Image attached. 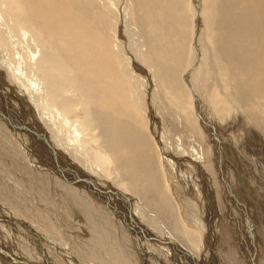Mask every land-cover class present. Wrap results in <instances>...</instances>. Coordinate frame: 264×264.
Returning <instances> with one entry per match:
<instances>
[{"label":"rangeland","instance_id":"rangeland-1","mask_svg":"<svg viewBox=\"0 0 264 264\" xmlns=\"http://www.w3.org/2000/svg\"><path fill=\"white\" fill-rule=\"evenodd\" d=\"M97 1L99 3H97L96 5L100 7L101 9L100 13L101 14L104 13L106 15V19L104 20L105 24L103 26L100 25L101 27H103L102 30L101 28L98 29L96 25H95L96 28L95 26L90 25V27H93L94 29L93 28L87 29L88 32L90 31L89 32L90 37L88 39L89 41L88 44L89 43L90 44H89L88 49L82 45H75V48H77L78 53L81 56L83 55L84 58L82 59V61L84 63L82 61H81L82 63L81 62L79 63L75 60V58L72 57L73 53L71 52V48L72 49L74 48V44L72 46H66L64 47V49L65 48L67 50L69 49L68 50L69 52L68 60L71 63H73V67L67 70L66 69L51 70L52 72L50 71V73H47L48 75L46 74L43 76L48 77V78H51L52 76L53 79L56 78V76H59L61 78L64 75H68V74L71 75L73 68L75 66L78 67L79 76L85 77V79L83 80L84 82L81 81L80 84L84 85L88 83V86L90 89L89 96L91 97L92 95L93 99L95 100L99 99L100 104H103L98 107L99 108L98 110L100 111L102 107L104 106L101 112L103 113L105 112L107 116V120L110 119L112 124L117 123L116 125H119V126L121 124H118V123L125 122L126 124H128V129L134 132L132 134L136 136L135 140H132L129 137H127L128 135H125V137L130 142L128 146L131 147L134 153L135 160L137 161V167L132 168L130 166L131 159L129 158V155L125 154V152L128 150V147L127 146L125 147V145L123 147L121 144H119V146H121L123 149V153L122 154L119 153L114 148V152L116 151L114 156L116 157V162H118V164L116 165L118 168L112 169V168H115V165H114L115 162H112L114 161V158L111 153V143L116 144V140L113 139V141L110 140L109 142L108 140H106L104 142L102 136L98 137V135H100L99 130L94 129L92 126L90 127V125L87 124L88 123L87 110L89 107L81 103H77L76 100H78L77 97H80V94L78 93L76 94L72 92L71 91L72 88L68 89L65 86V84H62L60 88L58 89V91L60 90L59 92L61 96L69 97L68 99H66V102L69 103V106L64 111L60 109L59 111H56L54 108H52L53 105L48 107V104L52 103V101L54 100V96L60 95V94L53 95L52 92L50 91V88H48L45 92V100L47 101V103H43L38 98L37 99L33 98V104L35 108H37V111H39L38 112L39 115L43 116V119L45 120L44 124H41L39 119H38L39 121L38 122L36 120V116H35V119L32 118L31 111L29 110V108H26V109L31 117H29V120L25 119L26 121L24 122L19 118L15 117L12 120L10 118H6L5 116L3 117V115L0 114V131H1L0 136L2 138L4 137L5 139H7L6 142L4 143V147L0 146L1 147L0 149H2L0 150V154L4 156V154L6 155V151L12 150L13 148L19 155L21 156L23 155L22 156L23 158H19L21 161L17 160L18 158L14 157L12 161L15 162L16 164H10L8 163V161L0 157V247H1L0 248V264H4V263L5 264H81L82 254L86 255V260H88L90 257L92 264H101V262H104L102 261L101 256H103L105 252L104 250L105 244L98 243V241L97 243L96 241L88 243L86 238H85L86 243L82 240V238L86 237V233L88 232L87 228L91 226V224H92L94 231L98 230V228L95 225H93V223H90L92 221L89 219V217L88 216L78 217V220L80 221L79 222L75 218L76 216H72L66 208H63L61 205H56L54 202H52L49 199L56 195V190L53 187L55 178L57 180L61 178L60 180L64 181L65 183H68L67 179L69 178L65 177V175L64 176L60 175L59 172L58 174H56L57 172L56 169L53 167V165L50 162H47V160L49 161V159L42 154L43 153L42 150L41 151L38 150L37 152L38 154H40L39 155L40 157L35 152L37 151L36 150L37 147L34 144L35 142H33L31 138H29L31 141L28 139L29 133H30L29 131H31L30 130L31 127L35 128L36 131L39 132V136L45 138L48 141V143L50 141L49 146H52V144L56 143L55 148L56 146L58 147V141H56L57 139L56 134H59L58 135L59 137H61V135L63 136L64 134V136L61 138L66 140L65 142H69V139H72L74 141L73 145L77 141L76 143H78V145L82 148V149L80 148L82 150V154H86V155L79 154V157L80 155L82 156L83 162L81 163L77 162V160L74 157H71L72 156L71 153H73L74 151L67 144L65 145V147H66V150L68 151L67 155L69 157L67 155L62 156V157L60 156L58 159L60 160L61 158L60 161L65 163L67 162L66 158L68 157V159L71 162H73V164L76 163L78 166H80L79 169H81L82 166H84L83 164L85 163L86 159H88L89 160L88 164H86L82 168V170L84 169L83 171H86L88 172V174L90 175L92 174L93 176H96L97 174L96 177H98V175H100L99 173H101L99 177H102V178H97V179L103 180L106 183L109 182L108 183L109 186L115 187L116 190L119 189L118 190L119 195L124 196L125 199H121V198L116 199L112 195H109V197H106L108 196V194L100 195V196L98 194V196H96L97 193L92 188H88V189L86 188L89 192L92 191L91 193H87L88 197L86 196V193H83L82 195L79 194V197L83 198V201L85 205L87 206L88 211L94 210V207L96 208L97 205L100 206L103 210H105V214H104L105 216L102 214L101 215L102 217H104L106 220H108L112 224V226L110 227L104 224V230L108 231L109 233L114 232L115 235L117 236L119 232L121 236L123 235L129 236V233L131 235L134 231H138L139 238L142 237L141 238L142 242L137 240L133 243V249H132V253L134 256L133 263L135 264H174L178 262L180 264L181 263L187 264L185 262L187 258L184 257V255H182V259L180 260L176 259L177 261H175L174 260V258H176L175 254L172 255L174 257L173 258L171 257L170 253H166L167 252L166 249L173 248V247L172 245L170 246L169 244L164 243L165 241L162 238H158V237H161V234H162L161 227H162L165 230V232L168 233V235H170L169 239L171 243L179 244V241H180L183 243L186 249L190 250L191 252L195 251L199 255L197 259H193L192 257H190V259L192 260V262H194V264H231L233 262L230 259H228L227 261H224L222 259L219 260L218 259L219 256L216 255V254H219L218 253L219 249H218L217 243L214 240L215 238L214 233L218 235V227H220L219 223H221V221H224V223L226 224V233H225L226 238L225 239L229 242V247L231 248V251H232V247L236 251L235 254H233V259L234 260L236 259V261L240 260L239 262H241L242 264H264V218H263L264 210H262V208L264 209V153H262L264 152V145L263 144L261 145L257 140L249 139L245 131H243L242 127L240 128L242 130L238 129L239 128L238 124H241L240 122L243 120L244 113L242 110L240 111L239 109H237V111L239 110L238 113L234 112V110H236L233 107L234 101L229 104L226 99V96H228L227 91L229 92L227 88L226 89L224 88L223 94H222L219 92V90H217L216 88H213V84H212L211 86L212 90H210L209 93H206V90L204 91L199 90L201 87L200 82H193V83H191L190 81L183 82L184 80H186L184 78L185 76L186 78L189 77V71L192 67L193 69L191 70V72L194 75L195 81H198L197 74H199V67L201 66V63L204 60V56L207 53L206 49H209L210 54L212 53L214 55L215 65L218 66L217 76L220 77L222 80L226 79V74L228 75L230 69L228 67L227 68L223 67V62H224L223 60H222V66H219L221 65V63L218 64L217 62V57L218 56L220 57V52H223V51L219 50L220 48L218 44L216 43V40H213L215 36V29L211 28L213 26H209L207 27L206 31L199 36L200 38L199 46H201L199 47L201 49V50L199 49L201 60L199 61L200 63L199 62L197 64L195 63L192 65V67H190L188 66V60L192 56L193 45L195 41L197 40L196 39L197 38L196 29L198 28V25H199L198 17L191 16L192 10L190 8V0H187L188 5L187 4L185 5V3L183 4L181 3L182 8L181 9L178 8L177 13H176V15L180 18L182 15L187 17L188 31L187 33H185V36L181 37L183 40V47H179V46L177 47L176 43L174 42V39L172 37L170 38V36H169L168 42H166V39L161 40L162 36L164 37V34H162V32L164 31L165 28H162L161 29L162 32H159L160 34L159 40L161 41L156 43V39L152 37L147 42V38L144 32L147 30L148 32L152 33V28L147 23H145V25L142 26V30H140V27L135 20V12L133 11V7H132V10L130 11V4L128 3L130 0H125V4H128V8L125 11L128 13L129 18L125 20L126 23L121 25L123 28H125V30L122 32L119 31L120 42L122 44L121 50L123 51L122 55L121 54L119 55V50L115 48V44L113 42L116 30H115V26H113L115 25V22L110 16L112 0H97ZM105 2L106 3L109 2V5H105L106 7L104 6ZM62 3H63V0H60V1L59 0H8V1L0 0V22L6 30L10 31L11 28L14 30V33L12 35L13 39L26 42L29 48L35 45L39 49H45L46 47H47L46 49H48L49 47H53V45L49 43L48 41H51L52 43H54V37H56V34L53 33L51 35L50 32L51 31L60 32L61 30L60 27L58 28V26L56 25L54 26L52 21L59 22L58 20L60 19V17L58 16V14L62 15L59 12V7L64 8ZM34 8L37 10L38 15L35 13ZM66 8L69 11V7L66 6ZM27 9L32 10L34 12L32 14L35 15L32 17V14H31V17H30L31 24L28 23L29 21H27L28 19L25 17L26 16L25 10ZM152 14L154 15V12ZM18 16L22 17L21 21H18ZM72 16L75 17L74 14ZM62 17H63L62 19L64 20L63 15ZM73 17L71 18L72 20H74ZM54 18H56V20H54ZM62 22L64 26H68L66 20ZM74 23H75L74 25H76V21H74ZM74 25H73V29H75ZM131 25L132 26L134 25L137 28V31L139 33L138 32L137 34H134L133 32L130 33ZM166 27L168 28V26ZM128 29H129V32L127 31ZM64 31L66 32L67 30L64 29ZM78 31L79 32L77 35L75 33H73V35L77 39L83 40L84 34H81V27L78 28ZM23 32L26 35L25 38L22 37ZM102 32L103 33L105 32V33L103 34ZM130 34L132 36H130ZM138 35L142 38H139ZM95 36L97 37L95 38ZM109 36L111 40H109L110 39ZM134 37L136 39H134ZM60 43L62 42H58V45ZM142 44L143 45L145 44V45L141 47ZM95 45H97V47ZM14 46H17V50L5 48L4 43L0 41V67L6 70L5 76L7 77V79L4 80L5 82L3 84L5 87H7V85H10V87L13 89H16V87L18 88L19 86V88L23 90L24 89L23 85L25 86L30 85L32 82L31 80H34L35 76H34V73L31 74L30 71L27 70V68H25V64L27 63H28L27 65L30 64L29 62L30 56L26 54L22 50L21 46H19L16 42H14ZM143 48H145V50ZM263 48H264V45H263ZM263 48L261 50L260 49L257 50L263 67L261 68V66L259 65V68L255 69L253 66L251 68V71L249 72V78L253 82L251 83V85L259 86V94L257 95L261 99L264 98V82L260 83L259 81L262 77H264L263 76L264 75V49ZM175 49L177 50L175 51ZM10 50L12 51V54L11 52L10 53L7 52ZM87 50L90 52H88ZM116 52L117 54H115ZM123 56L125 57V59L122 58ZM137 56L139 57L141 56V62L143 66L138 64L139 62L136 59ZM98 58H101V59H98ZM126 59H129V61L133 62V65H135V68L131 65L130 66H128L127 64L125 65ZM36 60L37 59H33V62H35ZM9 62L13 63L12 64L13 66L10 67ZM85 62H87L86 63L87 65L85 64ZM104 62L108 63V65H106ZM151 62L155 65L156 67L155 70L150 67ZM97 63L98 65L95 66V64ZM166 63H168L169 65L171 64L172 66V68L169 66V70H166L167 72L164 71V67H163V64H166ZM257 64H258V61H257ZM17 66H22V67H19L17 69V72L13 73V70H15L14 67H17ZM36 67L38 68V71H37L38 75L41 76L42 71H41L39 64H36ZM103 67L105 70H103ZM201 68L202 67H200V69ZM135 69H137L138 71H136ZM142 69L146 70L147 72L150 70L149 76L152 78V80L156 81L155 83L153 81L154 86H152L153 84L152 82H150L149 76L146 73H144ZM110 70L113 71V74L110 73ZM82 72L84 74H82ZM141 73H142L143 78L141 77ZM133 74L134 76L137 75L140 77L139 79L140 81H138L137 83L140 85L139 90L142 94L141 95L142 99L143 100L146 99V109L148 106L149 116L146 113L141 112L135 104H132L134 109L129 108L126 104L123 105L122 104L124 102L123 96L122 98L119 99L118 102H110L108 99V96L110 97L114 95L113 94L114 92L110 91V88H114V89L120 88V87L127 88L128 86L132 88L133 84L131 83L130 76H132ZM161 74H164L162 81L159 79V76ZM232 74L234 75L233 72ZM180 76L182 78H180ZM108 77L110 80L108 79ZM176 80L178 81V83L181 82L183 87L180 89V87L177 85L176 87L178 91L175 90L173 87V96H175L173 98H175L176 101L174 99L173 103L171 102L168 103L166 100H164V98H166V96L168 95V93L165 92L164 89H167L169 87L168 85H166V81H169L170 83H177ZM74 82H66V83L69 85L77 84L76 82L75 83ZM210 82L212 83L213 81H210ZM188 84H190L191 87L194 84L196 85V87L194 88L193 86L191 88L188 86ZM35 86L37 87L38 85H35ZM150 90L157 91L158 98H159V101L156 102V105H158V110H157L158 115L156 114L157 116H155L154 111L152 110L153 118H151V114L149 113L150 112L149 104L151 100L153 99V97H151L152 96L151 92H150L151 96H149L148 92ZM36 92H39V90H36ZM144 94L146 98L144 97ZM98 96L100 98H98ZM147 99L148 100L150 99L148 101V104H147ZM257 100L258 98H255L254 101H257ZM119 102H120L119 105H113ZM9 104L10 103L7 101L6 106H9V110L12 113H14L13 112L14 106L12 104L11 105ZM156 105L155 107H157ZM183 107L185 111L183 110ZM42 108L45 110H43ZM125 108H126V111H125ZM53 109L56 111L57 114L51 112L53 111ZM170 109H173V110L171 111ZM127 111H129L130 113ZM261 112H262V109L260 110V114ZM55 116H59V117L56 118ZM184 117H185L184 122L182 121L180 123L181 125H178L177 122H180V120ZM159 118L162 120L163 123L159 122L158 120ZM8 119L12 121L10 122ZM46 119H49V120H46ZM52 119L54 120L52 121ZM76 120L77 122H75ZM153 120L156 121L154 123L155 125L157 123V126L154 125ZM192 120L194 122L196 121L195 123L197 127L200 129L201 134L193 129H190V127H188L187 123H189V121H192ZM149 121H151L152 123ZM64 122L67 124H65ZM84 122L86 124H84ZM37 123L39 124V127ZM71 123L73 124L71 125ZM262 124L264 126V122ZM53 125H55V127ZM66 125L67 126L69 125V127H67ZM20 126H21L22 134L24 135V137H22V139H19V138L16 139V137L14 138L13 131L16 127L20 128ZM28 126H31V127H28ZM43 126L45 128H43ZM74 127L75 128L78 127L79 129L76 128L74 130ZM86 127L87 129H85ZM158 127H159L160 133H162V135L165 136V138L164 137L162 138V142H161L162 147L159 145L158 142H156L157 140L153 138L155 136L154 134H152L156 132L154 129H158ZM161 127L163 128L161 129ZM228 127H230L231 129H227ZM65 128L66 129L69 128L68 130L69 132L66 131ZM81 129L82 131L80 133L79 131ZM121 129H123V124L121 125ZM61 130L62 131L65 130L66 132L64 131L62 133ZM49 131L51 133L53 132L52 135H54L55 137L50 135L51 133ZM43 134L44 136H42ZM73 135L76 136V138H73L74 137ZM77 135L80 137L82 135V138L78 137L80 139L79 140L77 138ZM53 139H55V141L51 143ZM164 140L166 141V143ZM79 141L81 142L79 143ZM108 143H110L109 144L110 146L108 145ZM99 144H102L103 146ZM165 144H169V145H165ZM234 144H237V145H234ZM168 146L169 147L171 146V147L169 148ZM30 147L33 149H31ZM144 147H147L149 149L148 153L154 162V167L151 165L150 171L145 169V161H144L143 153H146V150ZM27 150L28 151L30 150V151L28 152ZM58 152L59 151L56 150V153L60 154V152L59 153ZM169 152L173 153V155ZM174 153L177 154V157L176 155H174ZM34 155L36 156V158H34L35 157ZM240 155L243 157H241ZM84 156L87 158H85ZM120 159L123 160L124 162H122ZM189 159H191L192 161L191 160L189 161ZM21 162H23L24 164H21ZM163 163H165V165ZM171 163H173L174 165H172ZM192 163L193 165H195V167L197 166L196 170H193ZM10 165L11 166L18 165L20 172L14 169L11 171V169L8 167ZM86 166H89L90 168ZM44 167H46L47 169H45ZM100 168L101 170H103L102 172ZM166 168L168 169L169 176H167L166 174ZM43 170L45 171V173H43L44 172ZM157 170L158 172H156ZM118 171L125 172L124 179L131 185V188L134 191L133 194H130V193L126 194V192L123 191L119 187V185H117L119 179L122 178V174H120V172ZM34 173H36L37 175L39 174L38 176L42 175L41 178L43 177L42 178L43 182L46 184V181H47V184H50L48 185L49 187L44 184L45 185L44 193L40 189L36 191L35 188H32V187H35L36 184L39 183L41 180V178H38V177L35 179ZM204 173H206L205 177L202 175ZM120 175L121 177H119ZM172 175L174 176V178ZM104 177L106 180L104 179ZM107 179L109 181H107ZM212 179L215 180V182L214 181L213 182L214 184H216V185H213L214 190L212 191L209 186V188L208 187L205 188V191H204V188H203L204 181H205V187H206V183L212 182ZM72 180L73 181L69 183L71 184V186H73L74 184L73 187L77 185L81 189H85V184L77 181L76 179H72ZM19 181L22 182V187ZM92 181L94 182L95 187L102 188L101 187L102 183L91 179V182ZM29 185H31V188L28 187ZM253 190H255L257 193L255 194ZM194 192L198 193L199 199L194 196ZM78 193H80V191L76 192L75 195L78 196ZM59 199L60 198L57 197L56 199L57 203H59ZM103 199H105V203L108 200L109 205L108 203L104 204V201H102ZM160 199H162L163 203L161 202ZM153 201L156 202V204L158 203L157 204L158 207L160 204H170V208H172V212H174L178 217L180 216L179 217L180 223H183V221L190 222L189 216H192V218L194 219V216L197 215L196 219L200 223V226H201L200 228L202 230V235L200 233L197 234L199 244L197 243L196 245H194L193 243H191V241L188 240L184 235L182 236V234L179 231H177L174 226L172 227V225L170 224L164 225V222L162 221V219L159 216L158 217L156 216L157 214L154 212L153 208L150 206L151 205L150 203ZM255 201H257L258 204L257 205L254 204L255 205L254 206L253 203ZM91 206L92 208H90ZM257 207H260L258 209L262 210V217L257 212L256 210ZM35 211H38V213L40 214H38L37 212L35 213ZM56 213L58 214V216H56L57 215ZM97 213L98 211H96V213L92 216V220L94 219L93 221L95 222L101 221V219L96 216ZM147 213H150L154 217L155 221L151 217H149ZM37 215H40L42 217L44 216V218H42V220L36 219ZM45 216L47 217V219ZM61 218H63V220ZM87 219L90 222L87 221ZM128 220H129V224H128ZM211 221L212 222L215 221L216 224H218V226L214 225L216 230H214ZM149 222H150V225L148 224ZM129 228L131 229L128 230ZM38 230L41 232H39ZM148 233H153V235L152 234L149 235ZM140 234L142 236H140ZM41 237L44 239H42ZM74 242L77 244H75ZM142 243L146 246V247L144 246L143 249L141 248L143 246ZM156 243H160V245L164 244V247H158ZM123 244L127 245V242L118 244V245H123ZM45 246L47 248H45ZM127 249H130L131 251V248H129V246L127 247ZM190 251H189V254H191ZM77 253L80 255V258ZM72 256L74 257L72 258ZM223 258L225 259L226 255H223ZM106 261H107L106 263L108 264H115L114 259L109 258ZM187 261H190V260L188 259Z\"/></svg>","mask_w":264,"mask_h":264},{"label":"bare ground","instance_id":"bare-ground-1","mask_svg":"<svg viewBox=\"0 0 264 264\" xmlns=\"http://www.w3.org/2000/svg\"><path fill=\"white\" fill-rule=\"evenodd\" d=\"M8 1V0H7ZM60 1V0H59ZM124 5H123V3ZM38 3V2H37ZM41 3V2H40ZM97 3H99L97 0H63V3L62 5L64 6V8H60L59 7V12L60 14H62L64 16V20L67 21V24L68 26H64L63 22L64 21L62 18V15H59L58 16L60 17V19L58 20L59 22H55V21H52L53 22V25L55 26H58V28L60 27L61 30L60 32L58 31H51L50 34L52 35L53 33L56 34V37H54V43H52L51 41H48L49 43H51L53 45V47H49L48 49H39L38 47H36L35 45H33L31 48H29L28 44L24 41H18L16 39H13L12 38V35L14 33V30L11 28L10 31L6 30L3 25L1 24L0 22V41H2L4 43V47L5 48H8V49H14V50H17V46H14V42H16L19 46H21L22 50L28 54L30 57H29V62L30 64L27 65L25 64V68H27V70L30 71L31 74L34 73V80H31V84L30 85H23L24 86V89L21 90V88H18L16 87V89H13L10 87V85H7V87L4 86V80L7 79V77L5 76V72L6 70L3 68L0 67V114L3 115V117L5 116L6 118H10V119H14L15 117L16 118H19L21 119L23 122L26 121V120H29V117L32 116L33 119H35V116H36V120L40 121L41 124H44V119H43V116L39 115V111H37V108H35L34 104H33V98H38L40 101H42L43 103H47V101L45 100V92L48 88H50V91L52 92V94H60V90L58 91V89L60 88V86L62 84H65V86L69 89V88H72L71 91L74 92V93H78L80 94V97H77L78 100H76L77 103H81L88 108L87 110V120H88V125H90V127L92 126L94 129H98L99 130V133L100 135H98V137L102 136L103 137V141L105 142L106 140H108V142L110 140L113 141V139L116 140V144H112L111 143V153H112V156L114 158V161L112 162H115V168H112V169H117L118 167L116 166L118 164V162H116V157L114 156V154L116 153V151L114 152V148L119 152V153H123V149L121 146H119V144H121L123 147L125 145V147L127 146L128 147V150L125 152L126 155H129V158L131 159V163H130V166L132 168L134 167H137V161L135 160V156H134V153L131 149V147L128 146V144L130 143L127 138L125 137V135H128L127 137H129L130 139L132 140H135L136 139V136L133 135L132 133H134L133 131L129 130L128 129V124H126L125 122L124 123H118V124H123V129H121V125H116V124H112L110 119L107 120V116L105 114V112H101V110L104 108V106L102 107V109L99 111L98 107L103 105V104H100V100L97 99H93L92 98V95L91 97L89 96L90 95V89H89V86H88V83L84 84V85H81L80 82L83 81L85 79V77H80L79 76V73H78V67H74L73 68V71L71 72L72 74L71 75H64L62 76L61 78L59 76H56V78H48V77H45L43 75H46L47 73H50L51 70H58V69H69L71 67H73V63H71L68 59V56H69V52L68 50L64 47L66 46H72L74 44V50L71 48V52L73 53L72 54V57L75 58V60L77 62H81L82 59L84 58L83 55L81 56L79 53H78V50L77 48H75V45H82V46H85L87 49L89 47V44H88V39H89V32L87 31V29H90V28H93V27H90L91 26H97L98 29L101 28V30L103 29V27H101L100 25H104L105 24V19H106V15L104 13H100L101 12V9L98 5H96ZM130 4V11L132 10V7H133V11L135 12V20L136 22L138 23L139 27H140V30H142V26L145 25V23H147L151 28H152V33L148 32L147 30L144 32L146 38H147V42L150 38L154 37L156 39V43L163 40V39H166V42H168V39H169V36L170 38L172 37L174 39V42L176 43V46L178 47H183V40H182V36H185V33H187L188 31V23H187V17H185L184 15L180 17H178L176 15L177 13V10L178 8L181 9V3H185V5L187 4V0H130L128 2ZM39 4V3H38ZM58 4V3H57ZM41 5V4H40ZM101 5V4H100ZM105 5H109V2L108 3H104V6ZM188 5V4H187ZM27 6V5H26ZM66 6L69 7V11L68 9L66 8ZM29 7V6H28ZM102 7V6H101ZM106 7V6H105ZM189 7V6H188ZM128 8V4H125V0H112V3H111V13H110V16L112 17V19L114 20L115 22V37H114V44H115V48L119 50V55L121 54L122 55V50H121V42H120V34H119V31L122 32L125 30V28H123L121 25L126 23L125 20H127L129 18L128 16V13L125 11L126 9ZM190 8L192 10V13H191V16L193 17H198V20H199V25H198V28L196 29V41L193 45V52H192V56L191 58L188 60V66L192 67L193 64H197L200 60H201V56H200V48L201 46H199V41H200V38L199 36L204 33L207 29V27L209 26H213L211 28H214L215 29V36L213 38V40H216V43L218 44L219 46V50H222L223 52H220V57L218 56L217 57V62L218 64L221 63V65L219 66H222V60L224 61L223 62V67H228L233 73L234 75L232 74V72L229 70V73L228 75L226 74V79L222 80L220 77L217 76V69H218V66L215 65V62H214V55L210 52H209V49H206V54L204 56V60L203 62L201 63V66L202 67L200 69L199 67V74H197V80L198 81H195V78H194V75L192 74L191 70L193 69V67L190 69L189 71V77L186 78V76L184 77L186 80H184L183 82H187V81H190L191 83L193 82H200L201 83V87L199 90H206V93H209L210 90H212V84H213V88H216L217 90H219L220 93L223 94V90L224 88L228 89L229 92L227 91L228 93V96H226V99L228 101V103L230 104L231 102H233V107L236 109L234 110L235 113H238V111L242 110L243 111V120L240 122L241 124H238L239 125V128L240 129L242 127L243 131H245L246 135L248 136L249 139H253V140H257L261 145L263 144L264 145V126H263V122H264V98H260L257 94H259V86H253L251 85V83H253L251 81V79L249 78V72L251 71V68L254 66L255 69H258L259 68V65L261 66V68L263 67L262 66V62H261V59L259 57V54L257 52V50H261L263 48V45H264V0H190ZM35 9V8H34ZM8 10V9H7ZM63 10V12H62ZM26 12V18L28 19L27 21H29L28 23H30L31 21V14L34 13L32 10H25ZM154 12V15L152 14ZM35 13L38 15V12L37 10L35 9ZM74 14L75 17H73L72 15ZM36 15V16H37ZM35 16L32 14V17ZM49 17V16H48ZM74 18V20H72L71 18ZM37 18V17H36ZM22 20V17L21 16H18V21H21ZM54 20H56V18H54ZM62 20V21H61ZM74 21H76V25H74ZM210 21V22H209ZM33 22V21H32ZM112 23V22H111ZM193 23V22H192ZM31 24V23H30ZM113 24V23H112ZM132 24V23H131ZM73 25H74V28L73 29ZM130 25V24H129ZM196 25V23H195ZM95 26V28H96ZM128 26V25H127ZM168 26V28L166 27ZM202 26V27H201ZM81 27V34H84V38L83 40H80V39H77L73 33H75L76 35L78 34V28ZM123 28V29H122ZM127 28V27H126ZM162 28H165L164 31L162 32ZM67 30L66 32L64 31ZM94 29V28H93ZM98 31V30H97ZM106 31V30H105ZM108 31V30H107ZM129 32V29L127 30ZM193 31V30H191ZM101 32V31H100ZM133 32L134 34H137V28L133 25H131V31L130 33ZM159 32H162V34H164V37L162 36V39L159 40ZM96 33V31H95ZM103 33V32H102ZM105 33V32H104ZM103 33V34H104ZM112 33V32H111ZM139 33V32H138ZM80 34V36H81ZM99 34V33H98ZM97 35V34H96ZM102 35V34H101ZM142 35V34H141ZM25 34L24 32L22 33V37L25 38ZM93 36V35H92ZM98 36V35H97ZM95 36V38L97 37ZM112 36V35H111ZM130 36H132L130 34ZM139 36V35H138ZM137 36V38H138ZM53 37V36H52ZM104 37V36H103ZM102 37V38H103ZM136 37V36H135ZM134 37V39H136ZM110 38V36H109ZM139 38H142L139 36ZM105 39V38H104ZM133 39V40H134ZM111 40V38L109 39ZM113 40V39H112ZM145 40V39H144ZM58 42H62L58 45ZM95 42V41H94ZM93 42V43H94ZM99 42V41H98ZM105 42V41H104ZM109 42V41H108ZM137 42V41H136ZM143 42V40H142ZM151 42V41H150ZM155 42V41H154ZM173 42V41H172ZM92 43V44H93ZM65 44V45H64ZM88 44V45H87ZM212 44V43H211ZM106 45V44H105ZM145 45V44H144ZM143 44L141 45L144 46ZM153 45V44H152ZM97 47V45H95ZM104 46V45H103ZM130 46V45H129ZM110 47V46H109ZM147 47V45H146ZM145 47V48H146ZM145 48H143L145 50ZM206 48V47H205ZM218 48V47H217ZM101 49V48H100ZM125 49V48H124ZM135 49V48H134ZM140 49V48H139ZM200 49V50H199ZM212 49V48H211ZM264 49V48H263ZM113 50V49H112ZM162 50V49H161ZM177 49H175L176 51ZM180 50V49H179ZM198 50V51H197ZM88 51V50H87ZM114 51V50H113ZM112 51V52H113ZM156 51V50H155ZM213 51V50H212ZM4 52V51H3ZM8 53L11 52L12 54V51H7ZM90 52V51H88ZM86 53V52H85ZM101 53V51H100ZM104 53V52H103ZM102 53V54H103ZM128 53V52H127ZM162 53V52H161ZM176 53V52H175ZM205 53V51H204ZM89 54V53H88ZM117 54V52L115 53ZM129 54V53H128ZM159 54V53H157ZM85 55V54H84ZM107 56V55H106ZM165 56V55H164ZM99 57V56H98ZM132 57V56H131ZM155 57V56H154ZM178 57V55H177ZM262 57V56H261ZM108 58V57H107ZM123 59H125V57L123 56L122 57ZM33 59H37L35 62H33ZM98 59H101V58H98ZM114 59V58H113ZM138 60V64L142 65V62H141V56H137L136 58ZM219 59V60H218ZM257 59V60H256ZM13 60V59H12ZM116 60V59H115ZM134 60V59H133ZM9 61V60H8ZM87 61V60H85ZM114 61V60H113ZM117 61V60H116ZM178 61V60H177ZM220 61V62H219ZM257 61H258V64H257ZM19 62V61H18ZM83 62V61H82ZM81 62V63H82ZM76 63V62H75ZM78 63V64H79ZM84 63V62H83ZM87 62H85L86 64ZM105 63V62H104ZM111 63V62H110ZM200 63V62H199ZM13 63H10L9 62V66H13L12 65ZM36 64H39L40 68H41V71H42V75L39 76L38 75V68L36 67ZM106 65H108V63H105ZM128 65V66H133L135 68V65H133V62L129 61V59H126V63L125 65ZM81 65V64H80ZM87 65V64H86ZM94 65V64H93ZM98 65L95 64V66ZM111 65V64H110ZM119 65V64H118ZM200 65V64H199ZM198 65V66H199ZM8 66V67H9ZM92 66V65H91ZM160 66V64H159ZM169 66L172 68L171 64L169 65L168 63L166 64H163V67H164V71L166 70H169ZM19 67H22V66H17V67H14L15 70H13V73L14 72H17V69ZM111 67V66H110ZM139 67V66H138ZM152 69H156L155 65L151 62V66H150ZM81 68V67H80ZM95 68V67H94ZM131 68V67H130ZM129 68V69H130ZM12 69V68H11ZM93 69V68H92ZM121 69V68H120ZM124 69V68H123ZM161 69V68H160ZM159 69V71H160ZM103 70L104 67H103ZM128 70V69H127ZM136 71H138L137 69H135ZM134 70V71H135ZM180 70V69H178ZM187 70V69H186ZM85 71V69H84ZM95 71V70H94ZM131 71V70H130ZM142 71L144 73H146L148 76L150 74V70L147 72L146 70L142 69ZM163 71V69H162ZM256 71V70H255ZM52 72V71H51ZM109 72V71H107ZM124 72V71H123ZM167 72V71H166ZM226 72V71H225ZM110 73L113 74V71L110 70ZM152 73V72H151ZM258 73V71H257ZM40 74V73H39ZM66 74V73H65ZM82 74H84L82 72ZM88 74V73H86ZM96 74V73H95ZM132 74V73H131ZM130 74V75H131ZM48 75V74H47ZM104 75V74H103ZM110 75V74H108ZM163 75L164 74H161L159 76V79L162 81L163 79ZM253 75V74H252ZM155 76V75H153ZM152 76V77H153ZM257 76V75H255ZM264 76V75H263ZM107 77V76H106ZM105 77V79H106ZM141 77H142V73H141ZM3 80H2V79ZM131 78V83L133 84L132 88L130 86H128L127 88H110V91L114 92L112 96H108V99L110 102H118L120 98H122V96L124 97L123 102L122 104L123 105H127L129 108L131 109H134L132 104H135L139 110L141 112H144L148 115V106H147V109H146V99L143 100L142 97H141V92L139 90L140 88V85L137 83L138 81H140V77L135 75L134 74L132 76H130ZM143 78V77H142ZM141 78V79H142ZM150 78V82H152V86H154V83L156 81L152 80V78L149 76ZM180 78H182L180 76ZM91 79V78H90ZM89 79V80H90ZM94 79V78H93ZM109 79V77H108ZM171 79V78H170ZM169 79V80H170ZM57 80V81H56ZM100 80V79H99ZM110 80V79H109ZM129 80V79H128ZM156 80V79H155ZM181 80V79H180ZM194 80V81H193ZM56 81V82H55ZM76 82L77 84H67L66 82ZM154 81V83H153ZM177 81V80H176ZM210 81H213L212 83ZM260 83L264 82V77H262L260 80ZM74 82V83H75ZM84 82V81H83ZM146 82V81H145ZM38 85L37 87L34 85ZM166 85H168L169 87L167 89H164L165 92L168 93V95L166 96V98H164V100H166L168 103H173L174 99L173 97V87L175 90L178 91L177 89V85L180 87V89L183 87L182 83H170L169 81H166ZM165 85V86H166ZM116 86V85H114ZM171 86V87H170ZM189 87H191L190 84H188ZM194 88L196 87V85H194ZM192 86V87H193ZM199 86V85H198ZM261 86V85H260ZM74 87V88H73ZM151 87V86H150ZM187 87V86H186ZM191 87V88H192ZM105 88V87H104ZM149 88V87H148ZM162 88V87H161ZM165 88V87H164ZM205 88V89H204ZM108 89V87H107ZM156 89V88H154ZM262 89V88H261ZM36 90H39V92H36ZM149 90V89H148ZM163 90V89H162ZM186 90V89H185ZM214 90V89H213ZM93 91V90H92ZM99 91V90H98ZM97 91V92H98ZM59 92V93H57ZM62 92V91H61ZM65 92V91H64ZM150 92H151V95H150ZM186 92V91H185ZM35 93V94H34ZM71 93V92H70ZM94 93V92H93ZM91 93V94H93ZM104 93V92H103ZM149 96L153 97V99L151 100L150 102V114H151V118H153V114H152V110L154 111V115L157 116L158 115V105H156V102L159 101V98H158V94H157V91L155 90H150L149 92ZM184 93V92H183ZM226 93V94H227ZM69 94V93H68ZM95 94V93H94ZM100 94V93H99ZM160 94V93H159ZM50 95V94H49ZM66 95V94H64ZM162 95V94H161ZM94 96V95H93ZM144 97H145V94H144ZM69 97L68 96H61L60 95H55L54 96V100L52 101V103H49L48 104V107L49 106H52V108H54L56 111H59L60 110H65L68 106H69V103L66 102V99H68ZM98 98H100L98 96ZM102 98V96H101ZM146 98V97H145ZM255 98H258L257 101H254ZM231 99V101H230ZM52 100V99H51ZM73 100V99H72ZM95 100V101H94ZM122 100V99H121ZM150 100V99H149ZM147 99V104H148V101ZM7 101L10 103L9 105H13L14 108H13V112L12 113L10 110H9V106H6L7 105ZM75 101V99H74ZM73 101V102H74ZM176 101V99H175ZM178 101V100H177ZM250 101V102H249ZM39 102V101H38ZM57 102V103H56ZM249 102V103H248ZM177 103V102H176ZM179 103V102H178ZM73 104V103H71ZM119 103L117 104H113V105H119ZM76 105V104H75ZM155 105L157 107H155ZM161 105V104H160ZM164 105V104H163ZM173 105V104H172ZM177 105V104H176ZM122 106V105H121ZM43 107V106H42ZM123 107V106H122ZM170 107V106H169ZM178 107V106H177ZM220 107V106H219ZM26 108H29V110L31 111V116L29 115L28 111ZM180 108V107H179ZM43 109V108H42ZM53 109V111H51L52 113H56V111ZM237 109H239L237 111ZM262 109V112L260 114V110ZM45 110V109H43ZM120 110V109H119ZM171 111L173 109H170ZM179 110V109H177ZM183 110H184V107H183ZM230 110V108H229ZM112 111V110H111ZM114 111V110H113ZM125 111H126V108H125ZM181 111V110H180ZM185 111V110H184ZM108 112V111H107ZM118 112V111H117ZM129 112V111H127ZM175 112V111H173ZM60 113V112H58ZM82 113V112H81ZM119 113V112H118ZM122 113V112H121ZM130 113V112H129ZM172 113V112H171ZM57 114V113H56ZM74 114V113H73ZM83 114V113H82ZM117 114V113H116ZM120 114V113H119ZM157 114V115H156ZM178 114V113H177ZM190 114V113H189ZM38 115V116H37ZM111 115V114H110ZM53 116V115H52ZM68 116V114H67ZM66 116V117H67ZM128 116V115H127ZM131 116V115H130ZM149 116V115H148ZM147 116V117H148ZM170 116V114H169ZM40 117V118H39ZM56 118L59 117V116H55ZM190 117V115H189ZM69 118V117H68ZM125 118V117H124ZM150 118V117H149ZM150 118V119H151ZM18 119V120H19ZM26 119V120H25ZM51 119V118H49ZM49 119H46V120H49ZM55 119V118H54ZM52 119V121L54 120ZM60 119V118H59ZM63 119V118H62ZM73 119V118H72ZM131 119V118H130ZM129 119V120H130ZM9 120V119H8ZM11 120V121H12ZM32 120V119H31ZM159 122L163 123L162 120L159 118L158 119ZM185 120V117L182 118L180 120V122H176L178 123V125H181L180 123L183 121L184 122ZM10 121V120H9ZM10 121V122H11ZM38 121V122H39ZM58 121V120H57ZM56 121V122H57ZM81 121V120H80ZM36 122V121H34ZM61 122V121H60ZM77 122V120L75 121ZM113 122V121H112ZM147 122V121H146ZM151 122V121H149ZM156 122L153 120V123ZM196 122V121H195ZM193 120L192 121H189V123H187L188 127H190V129H193L197 132H199L201 134V131L200 129L197 127L196 123H195ZM2 123V122H1ZM19 123V122H18ZM22 123V122H21ZM52 123V122H51ZM65 123V122H64ZM69 123V121H68ZM80 123V122H79ZM78 123V124H79ZM137 123V122H136ZM152 123V122H151ZM160 123V124H161ZM186 123V122H185ZM9 124V123H8ZM16 124V123H15ZM35 124V123H34ZM38 124V123H37ZM54 124V123H53ZM67 124V123H65ZM64 124V125H65ZM73 123H71L72 125ZM75 124V123H74ZM84 124H86L84 122ZM3 125V124H2ZM22 125V124H21ZM56 125V123H55ZM55 125H53L55 127ZM61 125V124H59ZM63 125V124H62ZM70 125V126H71ZM81 125V124H80ZM153 125V124H152ZM155 125V123H154ZM8 126V125H7ZM18 126V125H17ZM27 126V125H26ZM48 126V125H47ZM58 126V125H57ZM67 126V125H66ZM77 126V125H76ZM86 126V125H85ZM157 126V123L156 125ZM163 126V125H162ZM166 126V125H164ZM185 126V125H184ZM237 126V125H235ZM13 127V126H11ZM10 127V128H11ZM24 127V126H23ZM22 127V129H23ZM28 127H31V126H28ZM38 127H39V124H38ZM61 127V126H59ZM63 127V126H62ZM69 127V125L67 126ZM179 127V126H178ZM9 128V130H10ZM43 128H45L43 126ZM78 128V127H76ZM74 127V130L76 129ZM83 128V127H82ZM154 128V127H152ZM157 128V127H156ZM163 127H161L162 129ZM180 128V127H179ZM236 128V129H237ZM47 129V128H46ZM50 129V128H49ZM64 129V128H63ZM66 129V128H65ZM79 129V128H78ZM77 129V130H78ZM87 129V127L85 128ZM84 129V130H85ZM181 129V128H180ZM227 129H231L230 127H228ZM237 129V130H238ZM240 129V130H242ZM31 131H29V138H31V140L33 142H35V146L37 147L35 151L36 153L39 151H43V155L46 156L49 161L47 160V162H50L53 167L56 169V174H59L60 175H65V177L69 178L67 179V182L68 183H65L64 181L62 180H57L55 178L54 180V189L56 190V195L49 198L52 202H54L56 205H61L63 208H66L70 214L72 216H76L75 218L78 220V217H82V216H88L89 219L92 221L90 222L88 219L87 221H89L90 223H93V225H95L98 230L97 231H94L93 227H92V224L91 226H89L88 228V232L86 233V237L82 238V240L85 242V238L87 239L88 243H91V242H95L97 243H104L105 244V252L103 254V256H101V259L102 261L104 262H101V264H108L106 263L107 259L111 258V259H114L115 261V264H135L133 263V253H132V249H133V243L135 241H140L142 242L141 238H139V233L138 231H134L131 235L129 233V236L128 235H123L121 236V234H119L118 232V235L116 236L114 232L112 233H109L108 231L104 230V224L107 225L108 227L112 226V224L106 220L104 217H102V215L105 214V210H103L100 206L97 205V207L95 208L94 207V210L92 211H88L87 209V206L85 205L84 201H83V198L82 197H79V194L82 195L83 193H86V196H87V193H91L89 192L87 189L88 188H92L94 189V191L97 193L96 196H99L100 195H107L106 197H109V195H112L114 196L116 199H125L124 196H120L119 195V189L116 190L115 187H112V186H109L108 183L104 182L103 180H100V179H97V178H102V177H99L101 175V173H99L100 175L97 176H93L92 174H88V172L86 171H83L82 168L88 164V159H86L85 163L83 164L84 166H82L81 169H79L80 166H78L75 162V164H73V162H71L69 159H68V151L66 150V147L65 145L67 144L68 146H70L72 149H73V153H71V157H74L77 162H83V158L82 156L80 155L79 157V154H82V148L78 145V143L75 142V144L73 145L74 141L72 139H69V142H65L66 140H64L63 136L61 135V137H59L58 135L59 134H56L57 135V139L56 141H58V147L56 146L55 148V144H52V146H49V143L48 141L43 138V137H40L39 136V132L36 131L35 128L31 127L30 128ZM39 130V129H38ZM48 130V129H47ZM68 129H66V131H68ZM156 132L155 133H152L154 134L155 138L159 143V145L162 147V138L165 136L162 135V133H160L159 131V127L158 129H154ZM174 130V129H173ZM43 131V130H42ZM55 131V130H54ZM60 131V130H59ZM62 131V130H61ZM65 131V130H64ZM62 131V133L64 132ZM65 131V132H66ZM82 129L79 131L81 133ZM164 131V130H163ZM167 131V130H166ZM1 132V131H0ZM5 132V131H4ZM9 132V131H8ZM14 138L16 137L19 138V139H22V137H24V135L22 134V130H21V126L20 128L19 127H16L14 129ZM25 132V131H24ZM50 132V131H49ZM47 132V133H49ZM69 132V131H68ZM175 132V131H174ZM216 132V131H215ZM6 133V132H5ZM41 133V132H40ZM51 133V132H50ZM57 133V132H55ZM73 133V132H72ZM76 133V132H75ZM78 133V132H77ZM90 133V132H88ZM138 133V132H137ZM168 133V132H167ZM217 133V132H216ZM1 134V133H0ZM4 134V133H3ZM8 134V133H7ZM13 134V133H12ZM42 134V133H41ZM53 132L50 134L52 135ZM67 134V133H66ZM48 135V134H47ZM46 135V137H47ZM89 135V134H87ZM195 135V134H194ZM193 135V136H194ZM4 136V135H3ZM8 136V135H7ZM27 136V135H26ZM44 136V134L42 135ZM54 136V135H52ZM74 136V135H73ZM72 136V137H73ZM203 136V135H202ZM55 137V136H54ZM82 138V135L81 137L77 135V138ZM225 137V136H224ZM223 137V138H224ZM9 138V137H8ZM50 138V137H49ZM48 138V139H49ZM70 138V137H69ZM73 138H76V136H74ZM78 138V139H79ZM217 138V137H216ZM222 138V139H223ZM3 137L0 136V146L4 147V143L6 142L7 139H5ZM55 139L52 140L51 143H53V141H55ZM67 139V138H66ZM172 139V138H171ZM30 140V139H29ZM30 140V141H31ZM77 140V139H75ZM80 140V139H79ZM2 141V142H1ZM165 141V140H164ZM22 142V141H20ZM81 141H79L80 143ZM85 142V141H84ZM100 142V141H99ZM25 143V141H24ZM83 143V142H82ZM86 143V142H85ZM88 143V142H87ZM164 143V142H163ZM166 143V141H165ZM234 143V142H233ZM33 144V145H34ZM105 144V143H104ZM110 143H108L109 145ZM25 145V144H24ZM99 145H102V144H99ZM165 145H169V144H165ZM234 145H237V144H234ZM23 146V145H22ZM83 146V145H82ZM103 146V145H102ZM110 146V145H109ZM155 146V145H154ZM164 146V145H163ZM177 146V145H176ZM69 147V148H70ZM88 147V146H86ZM167 147V146H166ZM169 147V146H168ZM171 147V146H170ZM169 147V148H170ZM237 147V146H236ZM1 148V147H0ZM26 148V147H25ZM28 148V147H27ZM31 148V147H30ZM81 148V149H80ZM85 148V147H84ZM83 148V149H84ZM145 150H146V153H143V156H144V161H145V169L146 170H151V165L154 167V162L153 160L151 159L148 151L149 149L147 147H144ZM234 148V147H233ZM259 148V146H258ZM33 149V148H31ZM58 150L60 152V154H57L56 153V150ZM103 149V148H102ZM110 149V148H109ZM108 149V151H109ZM2 150V149H0ZM19 150V149H18ZM86 150V149H85ZM100 150V148H99ZM144 150V151H145ZM164 150V149H163ZM28 151V150H27ZM26 151V152H27ZM30 151V150H29ZM28 151V152H29ZM72 151V150H71ZM103 151V150H102ZM159 151V150H158ZM162 151V150H161ZM178 151V150H177ZM176 151V152H177ZM58 152V153H59ZM105 152V151H104ZM114 152V153H113ZM172 152V151H171ZM169 152V153H171ZM2 153V152H1ZM4 153V152H3ZM51 155H50V154ZM155 153V152H154ZM153 153V154H154ZM163 153V152H162ZM165 153V151H164ZM178 153V152H177ZM264 153V152H262ZM34 154V153H33ZM38 154V153H37ZM160 154V153H159ZM173 155V153H171ZM245 154V153H244ZM40 154H38L39 156ZM68 156L66 159H67V162L63 163L60 158V160L58 159L60 156ZM82 155H86V154H82ZM89 155V154H88ZM174 155H176L177 157V154L174 153ZM181 155V154H180ZM23 156V155H22ZM21 155H19L13 148L12 150H8L6 151V155L4 154V156L2 154H0V157L5 159L6 161H8V163L10 164H16L15 162H13L12 160L14 159V157L18 158L17 160L21 161L19 158H23ZM32 156V155H31ZM35 156V155H34ZM33 156V157H34ZM111 156V157H112ZM166 156V155H165ZM164 156V157H165ZM171 156V155H170ZM241 156V155H240ZM40 157V156H39ZM70 157V158H71ZM85 157V156H84ZM110 157V159H111ZM173 157V156H172ZM243 157V156H241ZM36 158V156L34 157ZM45 158V157H44ZM87 158V157H85ZM120 158V157H119ZM163 158V157H162ZM161 158V159H162ZM239 158V157H238ZM237 158V159H238ZM95 159V158H94ZM165 159V158H164ZM177 159V158H176ZM39 160V159H37ZM42 160V159H41ZM65 160V159H64ZM72 160V159H71ZM121 160V159H120ZM158 160V159H157ZM191 159H189L190 161ZM122 162H124L123 160H121ZM130 161V160H129ZM159 161V160H158ZM165 161V160H164ZM192 161V160H191ZM242 161V159H241ZM35 162V161H34ZM37 162V161H36ZM98 162V161H97ZM126 162V161H125ZM21 164H24L23 162H21ZM165 165V163H163ZM172 165H174L173 163H171ZM237 164V163H236ZM41 165V164H40ZM69 165V166H68ZM77 165V166H76ZM80 165V164H79ZM97 165V164H96ZM95 165V166H96ZM127 165V164H126ZM171 165V166H172ZM191 165V164H190ZM193 165V163H192ZM93 166V165H91ZM124 166V165H123ZM241 166V165H240ZM11 171L14 169V170H17L19 171V166L16 165V166H8ZM43 167V166H41ZM86 167H89V166H86ZM166 167V166H165ZM191 167V166H190ZM201 167V165H200ZM29 168V167H28ZM45 169H47L46 167H44ZM90 168V167H89ZM93 168V167H92ZM193 170H196L197 169V166L195 167V165H193ZM50 169V168H48ZM199 169V168H198ZM101 170V168H100ZM119 170V169H118ZM202 170V169H201ZM44 171V170H43ZM48 171V170H47ZM50 171V170H49ZM98 171V170H97ZM103 170H101L102 172ZM123 171V170H122ZM122 171H118L120 172V174H122V178H118L119 181L117 183V185H119V187L127 193H130V194H133L134 191L132 190L131 188V185L124 179V175H125V172H122ZM20 172V171H19ZM36 172V171H35ZM52 172V170H51ZM50 172V173H51ZM93 172V171H92ZM99 172V171H98ZM158 172V170L156 171ZM38 173V171H37ZM45 173V171L43 172ZM49 173V172H48ZM116 173V172H115ZM94 174V173H93ZM103 174V173H102ZM158 174V173H157ZM162 174V173H161ZM166 174L167 176H169V172H168V169L166 168ZM171 174V173H170ZM205 174H202L204 177H205ZM32 175V174H31ZM39 175V174H38ZM36 173H34V178L36 179L37 177L38 178H41V176H38ZM46 175V174H45ZM50 175V174H49ZM104 175V174H103ZM114 175V174H113ZM44 176V175H43ZM173 176V175H172ZM55 177V175H54ZM121 177V175L119 176ZM43 178V177H42ZM41 178L40 182L36 184L35 187H32V188H35L36 191H38L39 189L41 191H43L44 193V189H45V185L48 186L50 184H47V181H46V184L43 182V179ZM71 178V179H70ZM93 179L94 181H98L100 183H102L101 187L102 188H98V187H95L94 186V182L92 183L91 182V179ZM108 178V177H107ZM158 178V177H157ZM160 178V177H159ZM174 178V176H173ZM176 178V177H175ZM203 178V177H202ZM72 179H76L77 181L85 184V189H81L79 186L73 184V186H71V183L73 180ZM105 179V177H104ZM106 180V179H105ZM115 180V179H113ZM51 181V180H50ZM75 181V180H74ZM107 181H109L107 179ZM215 182L214 179H212V182ZM111 182V181H110ZM173 182V181H172ZM207 182L206 183V187H205V181H204V191H205V188H209L210 186V189L213 191L214 190V186L213 185H216L214 184V182ZM21 187H22V182L19 181ZM53 183V182H52ZM106 183V184H105ZM112 183V182H111ZM136 183V182H135ZM178 183V182H177ZM45 184V185H44ZM16 185V184H15ZM116 185V184H115ZM116 185V186H117ZM169 185V184H168ZM99 186V185H98ZM19 187V186H18ZM28 187L31 188V185H29ZM49 187V186H48ZM137 187V186H136ZM217 187V186H216ZM8 188V187H7ZM87 188V189H86ZM169 188V187H168ZM218 188V187H217ZM254 188V187H253ZM2 189V188H1ZM32 190V189H31ZM54 190V191H55ZM135 190V189H134ZM210 190V191H211ZM51 191V190H50ZM78 193V196H76V192H79ZM83 191V192H82ZM122 191V192H123ZM201 191V190H200ZM207 191V190H206ZM254 193L256 194L257 192L255 190H253ZM163 192V191H162ZM37 193V192H36ZM53 193V192H52ZM55 193V192H54ZM159 193V192H158ZM38 194V193H37ZM61 194V195H60ZM139 194V193H138ZM47 195V194H46ZM60 195V196H59ZM127 196V195H126ZM155 196V195H153ZM194 196L195 197H199L198 196V193H195L194 192ZM201 196V195H200ZM212 196V195H210ZM214 196V195H213ZM7 197V196H6ZM57 197L60 198L59 199V203H57ZM88 197V196H87ZM129 197V196H128ZM148 197V196H147ZM48 198V196H47ZM99 198V197H98ZM102 198V197H101ZM100 198V199H101ZM112 198V197H111ZM184 198V197H183ZM201 198V197H200ZM7 199V198H6ZM48 199V200H49ZM185 199V198H184ZM199 199V198H198ZM197 199V200H198ZM213 199V198H212ZM257 199V198H256ZM128 200V199H127ZM161 202H162V199H160ZM172 200V199H171ZM187 200V198H186ZM208 200V199H207ZM258 200V199H257ZM72 201V202H71ZM89 201V200H88ZM98 201V200H97ZM96 201V202H97ZM102 201H104V204L108 203L109 205V202L108 200L106 201L105 203V199H103ZM110 201V200H109ZM95 202V201H94ZM128 202V201H127ZM136 202V201H135ZM134 202V203H135ZM170 202V201H169ZM6 203V202H4ZM121 203V202H120ZM147 203V202H146ZM163 203V202H162ZM98 204V203H97ZM151 207L153 208L154 212L157 214L156 216L160 217L162 219V221L164 222V225H172V227L174 226L175 229L177 231H179L182 236L184 235L188 240L191 241V243H193L194 245H196L198 243V238H197V234H201L202 235V230H201V226H200V223L198 222V220L196 219L197 215L194 216V219L192 218V216H189L190 217V222H185L183 221V223H180L179 221V217L174 213L172 212V208H170V204H160L159 207H158V203L156 204V202H151L150 203ZM218 204V203H217ZM220 204V203H219ZM257 205V201H255L253 203V205ZM45 205V204H44ZM107 205V206H108ZM254 205V206H255ZM5 206V205H4ZM2 206V207H4ZM61 207V208H62ZM137 207V206H136ZM173 207V206H172ZM217 207V206H216ZM92 208V206L90 207ZM260 207H257L256 210L257 212L261 215L262 217V210H264L262 208L261 209H258ZM25 209V208H24ZM99 209V210H98ZM208 209V208H207ZM217 209V208H216ZM43 210V209H42ZM117 210V209H116ZM125 210V209H124ZM8 211V210H7ZM52 211V210H51ZM96 211H98V213L96 214V216L98 218L101 219V221H93L92 220V216L96 213ZM112 211V210H111ZM138 211V210H137ZM177 211V210H176ZM219 211V210H218ZM38 213V211H35V213ZM53 212V211H52ZM208 212V211H206ZM54 213V212H53ZM216 213V212H215ZM40 214V213H38ZM57 214V213H56ZM102 214V215H101ZM110 214V213H109ZM141 214V213H140ZM149 217H151L154 221V217L150 214V213H147ZM107 215V214H106ZM112 215V214H111ZM119 215V214H118ZM128 215V214H127ZM191 215V214H190ZM58 216V214L56 215ZM62 216V215H61ZM60 216V217H61ZM105 216V215H104ZM123 216V215H121ZM15 217V216H14ZM36 217V216H34ZM46 217V216H45ZM156 217V218H157ZM217 217V216H216ZM13 218V217H12ZM42 218H44V216H40V215H37V218L36 219H40L42 220ZM113 218V217H112ZM263 218H264V215H263ZM14 219V218H13ZM17 219V218H16ZM19 219V218H18ZM29 219V218H28ZM27 219V220H28ZM47 219V217H46ZM63 220V218H61ZM121 219V218H120ZM125 219V218H124ZM129 219V218H128ZM144 219V218H143ZM187 219V218H186ZM185 219V220H186ZM212 219V218H211ZM214 219V217H213ZM60 220V219H59ZM126 220V219H125ZM133 220V219H132ZM147 220V219H146ZM210 220V219H209ZM208 220V221H209ZM216 220V219H215ZM79 221V220H78ZM86 221V223H87ZM124 221V220H123ZM131 221V220H130ZM207 221V220H206ZM80 222V221H79ZM133 222V221H132ZM188 223V224H187ZM199 223V224H198ZM212 225H213V228L214 230L215 229V226L214 225H217L215 221H211ZM128 224H129V220H128ZM150 225V222L148 223ZM220 224V227H218V235H215V242L217 243L218 245V253L219 254H216L219 256V260L222 259L224 261H227L228 259H230L233 263L231 264H242L241 262H239L240 260H237L236 259L234 260L233 259V254H235V249L232 247V251H231V248L229 247V242L225 239L226 238V224L224 223V221H221ZM38 225V224H37ZM133 225V224H132ZM81 226V225H80ZM84 226V225H83ZM125 226V225H124ZM161 226V225H160ZM189 226V227H188ZM34 227V226H33ZM63 227V226H62ZM133 227V226H132ZM19 228V227H18ZM128 228V227H127ZM168 228V227H167ZM40 229V228H39ZM65 229V228H64ZM67 229V228H66ZM78 229V228H77ZM81 229V228H80ZM131 228H129L128 230H130ZM161 231H162V234H161V237H158V238H162L165 242L164 243H167L169 244L170 246L172 245L173 248H169V249H166V253H170L171 254V257H173L172 255L175 254L176 258H174L175 261L177 260H180L182 259V255H184V257H186L185 259V262L187 264H194V262H192V260L190 259V257H192L193 259H197L199 257V255L194 251V252H191L190 250L186 249V247L183 245L182 242L179 241V244H173L171 243L170 239H169V236L168 233L165 232V230L161 227ZM85 230V229H84ZM196 230V232H195ZM39 231V230H38ZM65 231V230H64ZM69 231V230H68ZM87 231V230H86ZM41 232V231H39ZM83 232V231H82ZM130 232V231H129ZM151 232V231H150ZM34 233V232H33ZM46 233V232H45ZM63 233V232H62ZM65 233V232H64ZM217 233V232H216ZM66 234V233H65ZM125 234V233H124ZM149 235H153V233H148ZM80 235V234H79ZM83 235V234H82ZM81 235V236H82ZM208 235V234H207ZM37 236V235H36ZM48 236V235H47ZM53 236V235H52ZM64 236V235H63ZM80 236V237H81ZM85 236V235H84ZM140 236H142L140 234ZM178 236V235H177ZM27 237V236H26ZM76 237V236H75ZM146 237V236H145ZM42 238V237H41ZM62 238V237H61ZM44 239V238H42ZM59 239V238H58ZM68 239V238H67ZM81 239V238H80ZM144 239V238H143ZM185 239V238H184ZM208 239V238H207ZM33 240V239H32ZM39 240V239H38ZM41 240V239H40ZM200 240V239H199ZM220 240V242H219ZM42 241V240H41ZM51 241V240H50ZM53 241V240H52ZM70 241V240H69ZM79 241V240H78ZM145 241V240H144ZM160 241V240H159ZM48 242V241H47ZM62 242V241H61ZM71 242V241H70ZM80 242V241H79ZM127 242V245H118V244H122V243H125ZM161 242V241H160ZM184 242V241H183ZM35 243V242H34ZM69 243V242H68ZM75 243V242H74ZM81 243V242H80ZM86 243V242H85ZM131 243V244H130ZM189 243V244H191ZM77 244V243H75ZM143 244V243H142ZM185 244V243H184ZM188 244V245H189ZM191 244V245H193ZM199 244V243H198ZM43 245V243H42ZM54 245V244H53ZM156 245L158 247H164V244L160 245V243H156ZM55 246V245H54ZM129 246V248H131V251L130 249H127V247ZM144 244L143 246L141 247L142 249L144 248ZM79 247V246H78ZM102 247V246H101ZM104 247V246H103ZM146 247V246H145ZM157 247V248H158ZM166 247V246H165ZM1 248V247H0ZM42 248V247H41ZM45 248H47L45 246ZM100 248V247H99ZM200 248V247H199ZM4 249V248H3ZM43 249V248H42ZM71 249V248H70ZM69 249V250H70ZM78 249V248H76ZM94 249V248H93ZM102 249V248H101ZM164 249V248H163ZM103 250V251H104ZM147 250V249H146ZM234 250V251H233ZM72 251V250H71ZM95 251V250H94ZM176 251V252H175ZM189 251L191 252V254H189ZM102 252V251H101ZM80 253V252H79ZM82 253V252H81ZM199 253V251H198ZM210 253V252H209ZM8 254V253H7ZM75 254V253H74ZM78 254V253H77ZM149 254V253H148ZM238 254V253H237ZM60 255V254H59ZM69 255V254H68ZM79 255V254H78ZM100 255V254H98ZM97 255V256H98ZM223 255H226V258L224 259L223 258ZM217 256V257H218ZM74 256H72L73 258ZM79 258H80V255H79ZM238 258V257H237ZM52 259V258H51ZM78 259V258H77ZM139 259V258H138ZM141 259V258H140ZM177 259V260H176ZM190 260V261H187V260ZM81 260V259H79ZM53 261V260H52ZM113 261V260H111ZM229 262V261H228ZM54 263V262H53ZM174 263V262H173ZM178 263V262H177ZM177 263H174V264H177ZM5 264V263H4ZM81 264H92V261H91V258L89 257L88 260H86V255L85 254H82V261H81ZM180 264V263H178ZM182 264V263H181Z\"/></svg>","mask_w":264,"mask_h":264}]
</instances>
